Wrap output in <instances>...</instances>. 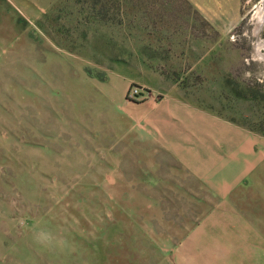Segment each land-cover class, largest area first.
I'll use <instances>...</instances> for the list:
<instances>
[{"label":"rangeland","instance_id":"obj_1","mask_svg":"<svg viewBox=\"0 0 264 264\" xmlns=\"http://www.w3.org/2000/svg\"><path fill=\"white\" fill-rule=\"evenodd\" d=\"M44 2L0 0V264H264L263 1Z\"/></svg>","mask_w":264,"mask_h":264},{"label":"bare ground","instance_id":"obj_2","mask_svg":"<svg viewBox=\"0 0 264 264\" xmlns=\"http://www.w3.org/2000/svg\"><path fill=\"white\" fill-rule=\"evenodd\" d=\"M262 1H263L262 6L260 7V9L258 11L259 18L261 16L260 20H264V0H262ZM257 49H258V51H259V49L264 50V40L259 42Z\"/></svg>","mask_w":264,"mask_h":264},{"label":"crops","instance_id":"obj_3","mask_svg":"<svg viewBox=\"0 0 264 264\" xmlns=\"http://www.w3.org/2000/svg\"><path fill=\"white\" fill-rule=\"evenodd\" d=\"M44 1H45L44 3L48 2L46 7H48V6L51 7V6H53L54 2L57 0H51V1L50 0H44ZM39 11L42 14V13H46L47 9L39 8Z\"/></svg>","mask_w":264,"mask_h":264},{"label":"trees","instance_id":"obj_4","mask_svg":"<svg viewBox=\"0 0 264 264\" xmlns=\"http://www.w3.org/2000/svg\"><path fill=\"white\" fill-rule=\"evenodd\" d=\"M259 130L264 133V116L259 122Z\"/></svg>","mask_w":264,"mask_h":264},{"label":"built area","instance_id":"obj_5","mask_svg":"<svg viewBox=\"0 0 264 264\" xmlns=\"http://www.w3.org/2000/svg\"><path fill=\"white\" fill-rule=\"evenodd\" d=\"M133 93H137L138 92V90L137 89H133V91H132Z\"/></svg>","mask_w":264,"mask_h":264}]
</instances>
